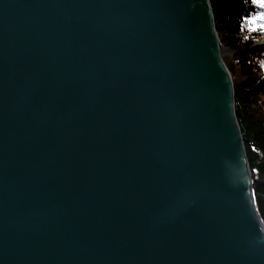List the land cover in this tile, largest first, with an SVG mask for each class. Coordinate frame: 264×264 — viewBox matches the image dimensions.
I'll return each mask as SVG.
<instances>
[{"label": "water", "instance_id": "water-1", "mask_svg": "<svg viewBox=\"0 0 264 264\" xmlns=\"http://www.w3.org/2000/svg\"><path fill=\"white\" fill-rule=\"evenodd\" d=\"M210 0H0V264H264Z\"/></svg>", "mask_w": 264, "mask_h": 264}, {"label": "trees", "instance_id": "trees-1", "mask_svg": "<svg viewBox=\"0 0 264 264\" xmlns=\"http://www.w3.org/2000/svg\"><path fill=\"white\" fill-rule=\"evenodd\" d=\"M210 1L221 46L235 52L227 60L234 82V109L250 163L257 208L264 223V53L250 50L264 33L261 27L264 20L246 19L264 12V7L252 0Z\"/></svg>", "mask_w": 264, "mask_h": 264}, {"label": "bare ground", "instance_id": "bare-ground-1", "mask_svg": "<svg viewBox=\"0 0 264 264\" xmlns=\"http://www.w3.org/2000/svg\"><path fill=\"white\" fill-rule=\"evenodd\" d=\"M264 7V6H263ZM261 22H263V20H260ZM215 26H216V30H218V28H217V25H216V22H215ZM257 43H259V46L257 45ZM264 47V33H263V35L256 41V42H254L253 43V45H252V51H255V52H262V53H264V50H261L262 48ZM225 48V47H224ZM226 49H228V48H225V52H228V51H226ZM232 50V49H231ZM249 50V49H248ZM234 50H232V51H230L229 53H233L232 55H234L235 54V52H233ZM250 51V50H249ZM234 56H231V58H233ZM230 59V58H229ZM227 64H228V61H227ZM235 93V92H234ZM239 127H240V125H239ZM248 158V157H247ZM252 188H253V184H252ZM252 193H253V195H254V190H252ZM254 200H255V195H254ZM255 204H256V200H255ZM256 207H257V204H256ZM257 210H258V208H257ZM258 213H259V211H258ZM260 215V214H259Z\"/></svg>", "mask_w": 264, "mask_h": 264}, {"label": "snow or ice", "instance_id": "snow-or-ice-1", "mask_svg": "<svg viewBox=\"0 0 264 264\" xmlns=\"http://www.w3.org/2000/svg\"><path fill=\"white\" fill-rule=\"evenodd\" d=\"M253 3H258L261 6H264V0H252ZM256 17H259L261 20H264V12L256 13L255 17H247L246 19H251L255 21ZM255 26V24H254ZM261 27H264V24L261 25Z\"/></svg>", "mask_w": 264, "mask_h": 264}, {"label": "rangeland", "instance_id": "rangeland-1", "mask_svg": "<svg viewBox=\"0 0 264 264\" xmlns=\"http://www.w3.org/2000/svg\"><path fill=\"white\" fill-rule=\"evenodd\" d=\"M257 45L259 46V43H257ZM253 48H251L250 50H252ZM261 50H264V47L261 49ZM226 51H228V52H225V54H226V60H229V58H231V56H233L232 54V52L231 53H229L230 51H232L231 49H226ZM234 52V51H233Z\"/></svg>", "mask_w": 264, "mask_h": 264}]
</instances>
